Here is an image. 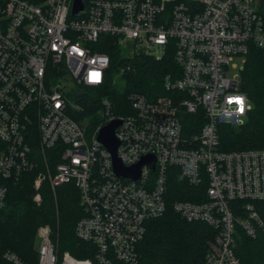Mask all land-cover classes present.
Returning <instances> with one entry per match:
<instances>
[{"label":"built area","instance_id":"built-area-1","mask_svg":"<svg viewBox=\"0 0 264 264\" xmlns=\"http://www.w3.org/2000/svg\"><path fill=\"white\" fill-rule=\"evenodd\" d=\"M0 0V215L9 182L37 171L35 201L47 181L72 183L83 216L76 237L94 245L98 264H138V245L149 221L167 210L168 178L178 171L201 201L177 200L172 209L189 223L214 230L206 264H241L235 233L264 230L255 201L264 200V148L224 152L218 126L246 123L252 108L241 91V73L254 47L264 51V19L258 0ZM173 52L180 76L167 75L168 95L153 100L131 93L133 113L117 114L104 97L92 123L76 102L85 88L102 87L112 60ZM129 56H126V54ZM131 67H120L117 81ZM99 73L98 79L92 74ZM244 97L243 111L236 103ZM73 114L81 116L79 120ZM190 134L185 129L186 118ZM115 129L117 157L125 168L147 161L138 181L118 176L100 142L101 129ZM42 168V169H40ZM36 264H93L59 253L51 228L37 231ZM8 264H26L7 251Z\"/></svg>","mask_w":264,"mask_h":264},{"label":"trees","instance_id":"trees-1","mask_svg":"<svg viewBox=\"0 0 264 264\" xmlns=\"http://www.w3.org/2000/svg\"><path fill=\"white\" fill-rule=\"evenodd\" d=\"M258 1L264 19V0ZM101 50L111 57L110 77L102 87L85 88L76 100L83 108L82 115L90 118L92 123L99 120L97 111L104 97L112 101L115 113H133L129 94L139 93L150 100L168 95L163 87L164 78L167 75L180 76L172 51L156 60L142 54L122 59L120 49L114 45ZM128 65L131 69L119 79L121 84H114V73ZM241 91L248 96L252 108L243 125L218 126L220 150L224 152L264 148V51L253 47L247 55L241 73ZM72 116L75 120L81 118L78 114ZM191 121L195 118L188 116L185 129L190 134L196 132L189 130ZM173 171L166 189L167 210L163 216L148 222L145 237L138 245V264H206L208 242L213 239L214 230L201 222L189 223L172 209V203L177 200L201 201L196 193H204L206 187L192 188L178 171ZM36 175L37 171L24 173L18 181L9 182L6 205L0 215V264H8L3 259L7 251L15 253L26 264H36L35 233L43 225L51 228L59 253L69 252L76 258H90L93 264H98L94 245L79 240L75 234L77 222L85 216L78 189L69 183L53 192L45 181L39 190L41 201L37 204L33 201ZM253 203L264 223V200ZM234 240L233 249L241 264H264L262 228L253 238L237 228ZM114 264L123 263L114 260Z\"/></svg>","mask_w":264,"mask_h":264},{"label":"water","instance_id":"water-1","mask_svg":"<svg viewBox=\"0 0 264 264\" xmlns=\"http://www.w3.org/2000/svg\"><path fill=\"white\" fill-rule=\"evenodd\" d=\"M83 6L81 0H77L76 7L74 10L75 14H78L82 11ZM121 124V121H114L109 125L103 127L99 133L100 142L108 149L113 157V167L115 173L123 178L138 181L140 177V168L147 161L146 158H143L142 161L134 167L125 168L120 159L117 157V149L119 146V141L115 137V129Z\"/></svg>","mask_w":264,"mask_h":264},{"label":"rangeland","instance_id":"rangeland-1","mask_svg":"<svg viewBox=\"0 0 264 264\" xmlns=\"http://www.w3.org/2000/svg\"><path fill=\"white\" fill-rule=\"evenodd\" d=\"M126 56H129V54L127 53L126 54ZM120 81V80H119ZM119 81H117V84H121V81L119 82ZM77 92V94L79 93H82V91H76ZM99 119H100V116H99ZM35 195H36V193H35ZM35 195H34V197H33V201L35 202V203H37L36 201H35ZM38 204V203H37ZM38 231V230H37ZM37 231H36V239H37ZM35 246H37V243H36V241H35ZM36 248V247H35Z\"/></svg>","mask_w":264,"mask_h":264},{"label":"snow or ice","instance_id":"snow-or-ice-1","mask_svg":"<svg viewBox=\"0 0 264 264\" xmlns=\"http://www.w3.org/2000/svg\"><path fill=\"white\" fill-rule=\"evenodd\" d=\"M93 79H98L99 78V73H93L92 74ZM237 103L243 104V101L237 100ZM241 110H243V108H241Z\"/></svg>","mask_w":264,"mask_h":264},{"label":"clouds","instance_id":"clouds-1","mask_svg":"<svg viewBox=\"0 0 264 264\" xmlns=\"http://www.w3.org/2000/svg\"><path fill=\"white\" fill-rule=\"evenodd\" d=\"M237 100H240V101H243V102H244V97L241 96V97L237 98ZM237 100H236V101H237ZM236 103H237V102H236ZM237 104L240 105V109H239V110H240V111H243V110H241V108L244 107V103H243V104L237 103Z\"/></svg>","mask_w":264,"mask_h":264}]
</instances>
